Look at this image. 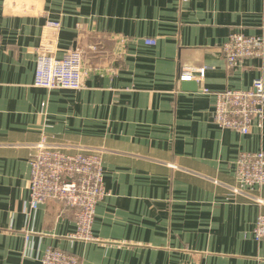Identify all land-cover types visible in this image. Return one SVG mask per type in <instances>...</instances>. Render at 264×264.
Wrapping results in <instances>:
<instances>
[{
	"label": "crops",
	"instance_id": "crops-1",
	"mask_svg": "<svg viewBox=\"0 0 264 264\" xmlns=\"http://www.w3.org/2000/svg\"><path fill=\"white\" fill-rule=\"evenodd\" d=\"M49 19L61 23L59 57L85 52L79 89L34 84ZM234 32L264 34V0H0V264H42L49 247L82 264H264L254 236L264 185L236 178L241 151H264V127L219 128L204 91L264 76V57L227 68L222 45ZM184 67H206L190 80L198 90L183 88ZM43 139L102 154L109 195L95 241L73 237V209H29Z\"/></svg>",
	"mask_w": 264,
	"mask_h": 264
},
{
	"label": "built area",
	"instance_id": "built-area-1",
	"mask_svg": "<svg viewBox=\"0 0 264 264\" xmlns=\"http://www.w3.org/2000/svg\"><path fill=\"white\" fill-rule=\"evenodd\" d=\"M186 1V0H185ZM45 33L36 47L37 67L34 84L49 89H79L83 86L84 50L70 48L57 55L58 31L61 23L48 20ZM146 43L155 44L154 39ZM228 69L241 66L245 60L264 57V34L231 33L222 45ZM206 67L181 69L179 80L190 81L205 76ZM215 98L214 122L221 129L249 134L264 127V76H256L248 89L227 88L222 91L204 89ZM105 170L99 152L69 153L48 146L43 139L30 159L29 209L37 210L47 201H55L75 211L76 231L73 237L95 241L93 223L97 204L109 195L105 186ZM236 178L242 188L264 185V151H241L236 160ZM29 236V235H28ZM27 236V238H28ZM256 240H264V216H258L254 228ZM42 264H82L75 254L59 248H47Z\"/></svg>",
	"mask_w": 264,
	"mask_h": 264
},
{
	"label": "water",
	"instance_id": "water-1",
	"mask_svg": "<svg viewBox=\"0 0 264 264\" xmlns=\"http://www.w3.org/2000/svg\"><path fill=\"white\" fill-rule=\"evenodd\" d=\"M182 86L186 90H198V83L196 81H183Z\"/></svg>",
	"mask_w": 264,
	"mask_h": 264
}]
</instances>
